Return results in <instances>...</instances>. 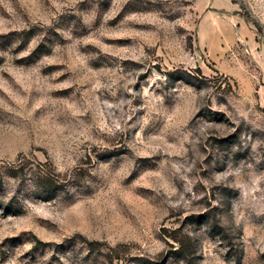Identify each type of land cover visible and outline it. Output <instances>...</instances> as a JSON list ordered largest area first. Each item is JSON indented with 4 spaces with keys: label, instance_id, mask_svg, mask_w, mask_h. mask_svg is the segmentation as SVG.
Listing matches in <instances>:
<instances>
[{
    "label": "rangeland",
    "instance_id": "obj_1",
    "mask_svg": "<svg viewBox=\"0 0 264 264\" xmlns=\"http://www.w3.org/2000/svg\"><path fill=\"white\" fill-rule=\"evenodd\" d=\"M0 264H264V0H0Z\"/></svg>",
    "mask_w": 264,
    "mask_h": 264
}]
</instances>
